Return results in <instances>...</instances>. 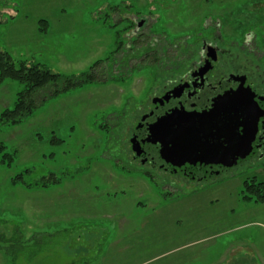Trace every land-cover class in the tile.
<instances>
[{
	"label": "rangeland",
	"instance_id": "374dc122",
	"mask_svg": "<svg viewBox=\"0 0 264 264\" xmlns=\"http://www.w3.org/2000/svg\"><path fill=\"white\" fill-rule=\"evenodd\" d=\"M261 5L264 0H0V50L16 65L37 62L82 80L50 98L53 88L40 92L36 99L46 93L45 101L31 115L0 123V142L14 158L11 166L0 164V264H167L174 258L262 264L264 201L243 200L241 189L244 180L264 181V165L235 166L210 185L179 180L168 186L128 172L122 152L151 83L144 66L150 58H130L135 46L155 38L158 49L170 48L206 17L243 18ZM40 18L49 25L36 33ZM140 18L153 32L145 29L136 43L130 28ZM88 72L94 77L83 76ZM18 89L10 80L0 84V112L12 106ZM19 172L25 184H52L13 186Z\"/></svg>",
	"mask_w": 264,
	"mask_h": 264
},
{
	"label": "flooded vegetation",
	"instance_id": "af4514ba",
	"mask_svg": "<svg viewBox=\"0 0 264 264\" xmlns=\"http://www.w3.org/2000/svg\"><path fill=\"white\" fill-rule=\"evenodd\" d=\"M253 9L259 11L252 10L251 15L248 10L245 17L232 20L219 19L211 12L203 23H197L191 32L182 34L183 43L169 42L170 48L166 44L158 49L157 40L153 38L146 44H137L131 51L130 58H150L144 66L150 68L151 83L127 127L128 148L122 152L128 172L139 171L153 181L161 178L168 186L179 180L210 185L219 176L222 179L230 177L226 173L235 166L264 165V6ZM209 10L217 13V8ZM132 24L130 31L136 43L137 38H144L145 29L153 32L143 18ZM129 56L127 53L126 58ZM224 96H227L228 108L234 109L235 100H239L246 102L253 111L255 130L250 138V155L237 165L207 163L203 167L194 166L190 172H172L169 163L160 156V144L150 141V126L174 112L186 117L208 113ZM230 115H222L223 123H220L223 127L226 120L227 134L222 133L217 141L214 136L215 139H208V143H222V147L228 146L229 150L230 145L223 140L227 136L228 143L231 141ZM132 140L139 145V155L132 149Z\"/></svg>",
	"mask_w": 264,
	"mask_h": 264
},
{
	"label": "water",
	"instance_id": "95a60500",
	"mask_svg": "<svg viewBox=\"0 0 264 264\" xmlns=\"http://www.w3.org/2000/svg\"><path fill=\"white\" fill-rule=\"evenodd\" d=\"M235 100L234 109L227 107V96L214 104L208 113L196 117L170 114L157 120L150 126V141L161 146L160 156L166 160L172 172L193 171L194 166L214 163L217 165H237L250 155V138L255 130L253 111L246 102ZM231 113V141L227 136L223 140L230 145L222 147V143H208V139L216 141L228 128L223 124L222 115ZM221 123V124H220ZM225 130V131H224ZM221 132V133H220ZM220 133V134H219ZM225 148V149H224ZM132 149L139 155V145L132 140ZM139 150V151H138Z\"/></svg>",
	"mask_w": 264,
	"mask_h": 264
},
{
	"label": "trees",
	"instance_id": "16d2710c",
	"mask_svg": "<svg viewBox=\"0 0 264 264\" xmlns=\"http://www.w3.org/2000/svg\"><path fill=\"white\" fill-rule=\"evenodd\" d=\"M39 22L43 24L46 23L45 20H40ZM43 24H40L39 28L41 33L45 32V27H41ZM83 76L89 78L94 77L93 72L85 73ZM5 80L17 82L19 85L12 106L0 112V123L10 124L19 122L23 118L31 115L37 106L45 101L43 96L46 93H43L39 100L36 99L40 96V92L48 88H53L51 93L48 94L50 98L51 96H55L60 92H64L82 83V80H79V78L63 77L59 73H54L37 62L27 65L25 61H19L16 65L8 51L0 50V84ZM13 160L12 154L5 152V145L0 142V164L11 166ZM28 172V170L24 171L25 174ZM24 173L19 172L12 177L13 186L20 185L27 189L32 187L42 189L52 184V181L51 184L49 181L45 183H35L34 185L25 184L23 181ZM47 179H49V177ZM241 194L243 200L251 201L253 199L255 203L263 202L264 181L256 183L254 178L244 180Z\"/></svg>",
	"mask_w": 264,
	"mask_h": 264
},
{
	"label": "crops",
	"instance_id": "0c3cea01",
	"mask_svg": "<svg viewBox=\"0 0 264 264\" xmlns=\"http://www.w3.org/2000/svg\"><path fill=\"white\" fill-rule=\"evenodd\" d=\"M40 20H46V19H44V18H40L39 20H38V25L36 26V28H35V31H36V33L38 32V30H39V28H40V24H43V23H40L39 21ZM48 25H49V23L48 22H46ZM46 24V25H47ZM258 256L260 257L259 259H257V262H261L262 264H264V253H262V251L261 250H258ZM154 259V258H153ZM261 259H263V260H261ZM195 260V259H194ZM193 261V260H192ZM135 262V261H134ZM126 263V262H123V263H120V264H140V263H144V261L143 262H136V263ZM233 262H234V257H233ZM154 263V262H153ZM183 262H179V260L178 259H175L174 258V260H172V261H168L167 262V264H182ZM183 264H186V262L185 263H183ZM197 264V263H196Z\"/></svg>",
	"mask_w": 264,
	"mask_h": 264
}]
</instances>
